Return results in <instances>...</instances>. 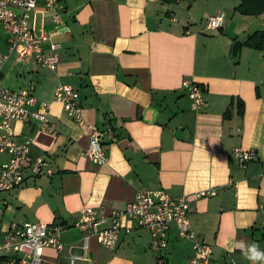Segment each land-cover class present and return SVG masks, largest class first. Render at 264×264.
I'll return each mask as SVG.
<instances>
[{
  "label": "crops",
  "instance_id": "0c3cea01",
  "mask_svg": "<svg viewBox=\"0 0 264 264\" xmlns=\"http://www.w3.org/2000/svg\"><path fill=\"white\" fill-rule=\"evenodd\" d=\"M239 2L58 0L62 26L44 44L45 52L59 44L57 69L14 55L0 69L1 85L31 88L49 105L55 126L54 135L33 128L30 145L53 174L27 175L0 193V238L12 223L60 224L61 250L44 249L42 264H153L151 234L134 220L122 221L114 250L93 237L85 241L72 225L84 208L109 214L138 190H164L189 197L192 230L212 247V264H264L248 258L252 245L264 253V45H244L264 31V13L240 15ZM221 13L222 28L206 31L204 21ZM6 52L0 27V53ZM184 80L203 87L207 105L200 112L191 110ZM59 84L77 91L83 125L53 100ZM106 123L118 141L105 146L108 161L97 166L82 155L86 125ZM13 126L20 134L22 125ZM236 148L252 158L241 165ZM6 160L0 154V165ZM205 190L215 195L194 197ZM168 241L165 264H187L191 243L174 228Z\"/></svg>",
  "mask_w": 264,
  "mask_h": 264
},
{
  "label": "built area",
  "instance_id": "2783aa9c",
  "mask_svg": "<svg viewBox=\"0 0 264 264\" xmlns=\"http://www.w3.org/2000/svg\"><path fill=\"white\" fill-rule=\"evenodd\" d=\"M57 3L58 0H0V27L7 36V52L0 53V69L11 55L21 61L33 59L53 72L57 69L60 58L55 50L59 44L51 42L50 52L44 51V44L62 26ZM223 20L222 13L212 15L204 21V28L217 31L222 28ZM182 87L187 91L192 111L200 112L206 107L201 85L184 80ZM53 100L62 105L63 112L75 123L84 124L79 96L72 86L57 85ZM13 123L22 125L20 134H16ZM33 128L55 134L49 105L38 101L31 88L10 90L0 83V154L7 155V160L0 165V193L19 187L27 175L37 178L53 174L47 160L30 154ZM86 129L88 144L82 155L94 165H105L108 161L105 146L118 141L112 123L100 128L86 125ZM234 155L241 165L252 158L251 151L240 148L234 150ZM214 195L215 190H205L194 197ZM4 207L5 202H1L0 215ZM123 220H134L137 227L150 232V249L155 253L153 264H165L162 253L169 245L171 228L176 230L178 239L191 243L192 255L187 264H212V247L192 230L187 195L171 197L164 190L141 189L122 210L104 214L90 208L82 209L72 226L86 233L85 241L93 237L104 248L114 250ZM125 230L129 232L128 228ZM62 231L60 224L12 223L0 238V264H42L44 249L61 250Z\"/></svg>",
  "mask_w": 264,
  "mask_h": 264
},
{
  "label": "trees",
  "instance_id": "16d2710c",
  "mask_svg": "<svg viewBox=\"0 0 264 264\" xmlns=\"http://www.w3.org/2000/svg\"><path fill=\"white\" fill-rule=\"evenodd\" d=\"M236 10L242 15L258 16L264 13V0H240ZM244 45L254 49L262 50L264 45V31L253 33L245 42ZM241 112V105L238 104Z\"/></svg>",
  "mask_w": 264,
  "mask_h": 264
},
{
  "label": "clouds",
  "instance_id": "9594fccd",
  "mask_svg": "<svg viewBox=\"0 0 264 264\" xmlns=\"http://www.w3.org/2000/svg\"><path fill=\"white\" fill-rule=\"evenodd\" d=\"M248 253L250 254L248 258L252 261L264 260V253L258 251V247L256 245H252L248 249Z\"/></svg>",
  "mask_w": 264,
  "mask_h": 264
},
{
  "label": "water",
  "instance_id": "95a60500",
  "mask_svg": "<svg viewBox=\"0 0 264 264\" xmlns=\"http://www.w3.org/2000/svg\"><path fill=\"white\" fill-rule=\"evenodd\" d=\"M237 47H238V45H235V46L233 47V49H232V54H233V55H235Z\"/></svg>",
  "mask_w": 264,
  "mask_h": 264
},
{
  "label": "rangeland",
  "instance_id": "374dc122",
  "mask_svg": "<svg viewBox=\"0 0 264 264\" xmlns=\"http://www.w3.org/2000/svg\"><path fill=\"white\" fill-rule=\"evenodd\" d=\"M241 15V14H240ZM254 28H259V27H254ZM235 45H238L237 43H234L233 44V47L235 46ZM233 47H232V49H233Z\"/></svg>",
  "mask_w": 264,
  "mask_h": 264
}]
</instances>
